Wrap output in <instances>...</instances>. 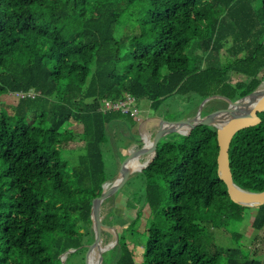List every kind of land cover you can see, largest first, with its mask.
<instances>
[{
    "label": "trees",
    "instance_id": "1",
    "mask_svg": "<svg viewBox=\"0 0 264 264\" xmlns=\"http://www.w3.org/2000/svg\"><path fill=\"white\" fill-rule=\"evenodd\" d=\"M141 2L137 33L118 39L122 15ZM263 80L264 0H0V97H14L6 110L0 105V264H61L71 248L85 255L95 236L91 201L116 177L105 172L109 130L141 123L121 110L98 111L104 100L126 92L157 110L169 97L192 98V117L205 98L236 100ZM214 101L227 105L212 98L201 116L220 108ZM258 115L261 122L237 131L231 145L264 133V111ZM168 136L139 171L149 208L145 239L133 242L138 213L124 228L132 229L127 239L104 210L114 196L101 203V243L115 237L101 264H264L246 245L210 234L224 228L237 242L240 231L229 229L245 220L264 229V204L234 203L217 175L216 128ZM73 143L83 152L71 163ZM256 165L247 184L232 170L234 182L263 190L264 154Z\"/></svg>",
    "mask_w": 264,
    "mask_h": 264
},
{
    "label": "rangeland",
    "instance_id": "2",
    "mask_svg": "<svg viewBox=\"0 0 264 264\" xmlns=\"http://www.w3.org/2000/svg\"><path fill=\"white\" fill-rule=\"evenodd\" d=\"M145 5L143 2L140 4H136L131 8V11L123 14L121 20L117 26L116 37L121 39L123 36H130L138 31V23L143 21V13H144ZM126 48H128V41L122 43V53H125ZM223 53L224 50H223ZM222 59L225 60L224 54ZM261 86H264V80L262 81ZM218 96L217 98H221V95H213ZM14 101V97L11 95H5L0 97V105L4 106L3 109L6 110L7 104H11ZM212 108L222 107L219 101L211 102ZM140 112H147V115L153 116L149 121H141L140 125L136 124L133 129H130V132L126 129L125 126L122 127H112L109 130L111 143L113 148L109 151L104 149V160H105V172L108 178L115 177L119 172V167L121 161L128 155L126 148H131L140 143L141 136L144 137V134H148V131L155 132L159 125V119L156 118H168V119H183L187 118L188 115L195 109V101L192 98L185 97H169L167 98L163 105L157 110L152 109L149 106V102L145 99H142L139 102ZM215 110V109H214ZM0 111L2 108L0 107ZM126 124V123H125ZM121 124V125H125ZM79 128L78 124H71L68 126V129H77ZM123 132V135L120 134ZM178 134H183L179 133ZM178 134L175 132L169 133L167 135L168 138L177 137ZM253 139H250L245 142H236L231 145V153H230V165L233 170V173L236 178L242 180L245 184L249 183V180L252 181V174L255 173V167L257 166V162L261 160L262 155L264 154V133H261L257 136H253ZM109 138V137H108ZM152 141V138H150ZM67 154L70 155V162L74 161L78 154L83 152L80 150V144H69L68 145ZM71 148V149H70ZM71 152H70V151ZM148 152L146 151V155L141 156L139 159L140 163H144L147 160ZM118 157L120 160L118 164ZM136 166V162H125V168ZM257 176V175H256ZM128 185H125L123 188L119 189L115 195H113L114 199L109 198V201L104 205V210L106 215L108 214L111 219L115 220L114 224L115 228L119 227V230L125 228L128 223L139 215L141 227L134 230L132 233L135 237L134 241L142 242L145 239L146 234L144 231V224L146 222V218L149 215V208L147 204L144 202L143 188L144 181L141 177L139 171H135L127 182ZM257 186L262 187L263 183L257 181L255 183ZM107 187V183L104 185ZM112 197V196H111ZM103 208L100 209L102 220L104 215L102 214ZM251 213L249 212V215ZM105 224V223H104ZM240 231V236L238 237L240 240L232 241L230 237H232L231 233L226 231L224 228L210 229V234L217 241L223 244H227V246L231 245H246L247 248L245 251L250 254L251 257L258 258L260 260H264V229L260 231H256L252 228L250 221L245 220L242 224L236 225L234 228H230L229 230L237 229ZM112 232L114 229H110ZM132 230V229H131ZM131 230L124 229V237L129 239L131 237ZM114 235L110 238L107 243H101V248L113 246L115 243ZM92 255V264H99V254L100 250L98 248L94 249ZM136 261L139 263L142 260L143 247L140 245L136 248ZM103 252V251H102ZM71 254L68 257H65L64 264H84L82 258L84 254L82 252H70ZM69 254V253H68ZM61 262V260H60ZM62 264V262H61Z\"/></svg>",
    "mask_w": 264,
    "mask_h": 264
},
{
    "label": "water",
    "instance_id": "3",
    "mask_svg": "<svg viewBox=\"0 0 264 264\" xmlns=\"http://www.w3.org/2000/svg\"><path fill=\"white\" fill-rule=\"evenodd\" d=\"M215 97L218 96H210L202 100L195 115L192 117L175 120L168 118H158L159 125L155 132L148 131V134L142 137L141 145L132 149L121 161L119 172L112 183L107 185V187H104L101 194L97 197H94L91 201V218L93 221L95 236L94 240L86 247L84 255L85 264H89V255L92 251H94L95 248L100 250L99 264H101L102 251L106 249V247L101 248L100 246L102 242L103 231L106 228L100 212L101 203L107 198L113 196L127 182L131 174H133L135 171H141L152 161L156 154L158 142L169 133L179 132L186 134L197 125L214 126L216 128V139L218 145V153L216 156V172L219 179L222 180L226 185V191L229 198L234 203L247 207H257L264 204V189L261 191H249L241 188L234 182L229 154L231 140L234 134L241 129L257 125L261 122L258 113L264 111V86L258 87L236 100H230L227 97L220 96L226 100L227 105L201 116V111L204 104ZM171 125H186L188 129L186 131H180L177 128H169ZM149 138H152L150 150L151 158L146 160L139 169H134L133 167L125 168V162H131L133 159L137 158L138 161H140L139 159L141 156L146 155V145ZM77 249L79 248H71L63 252L60 255L62 264L65 262L66 254L74 252Z\"/></svg>",
    "mask_w": 264,
    "mask_h": 264
},
{
    "label": "built area",
    "instance_id": "4",
    "mask_svg": "<svg viewBox=\"0 0 264 264\" xmlns=\"http://www.w3.org/2000/svg\"><path fill=\"white\" fill-rule=\"evenodd\" d=\"M138 105V99L134 95L125 92L122 94V97L120 99H117L115 101L104 100L98 107V111L105 113L111 110H121V112L129 113L136 119H139L141 112Z\"/></svg>",
    "mask_w": 264,
    "mask_h": 264
},
{
    "label": "bare ground",
    "instance_id": "5",
    "mask_svg": "<svg viewBox=\"0 0 264 264\" xmlns=\"http://www.w3.org/2000/svg\"><path fill=\"white\" fill-rule=\"evenodd\" d=\"M167 125H169V124H167ZM169 128H177V129H179L180 131H186L187 129H188V127L186 126V125H180V126H173V125H171ZM151 140H150V138H149V140H147V145H146V151L148 152V155H147V160H149L150 158H151V152H150V150H151ZM143 165V163H141V164H138V165H136V166H132L134 169H139L141 166ZM95 251V250H94ZM94 251H92L91 253H90V255H89V264H92V255H93V252Z\"/></svg>",
    "mask_w": 264,
    "mask_h": 264
},
{
    "label": "crops",
    "instance_id": "6",
    "mask_svg": "<svg viewBox=\"0 0 264 264\" xmlns=\"http://www.w3.org/2000/svg\"><path fill=\"white\" fill-rule=\"evenodd\" d=\"M140 120L141 121H144V122H146V121H149L151 118H154L153 116H149V115H147V112L145 111V112H141V114H140ZM140 121V122H141ZM139 122V123H140ZM140 125V124H139ZM148 133V132H147ZM144 136H146V134H144ZM135 148V147H134ZM133 148V149H134ZM131 162H136V164H141L139 161H138V158L137 159H133Z\"/></svg>",
    "mask_w": 264,
    "mask_h": 264
}]
</instances>
